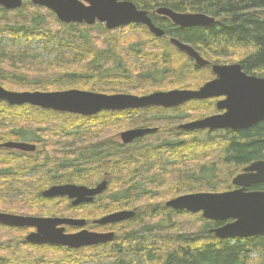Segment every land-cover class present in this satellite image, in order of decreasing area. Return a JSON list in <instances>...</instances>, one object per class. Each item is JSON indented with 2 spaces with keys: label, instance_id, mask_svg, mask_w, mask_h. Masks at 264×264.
I'll list each match as a JSON object with an SVG mask.
<instances>
[{
  "label": "trees",
  "instance_id": "16d2710c",
  "mask_svg": "<svg viewBox=\"0 0 264 264\" xmlns=\"http://www.w3.org/2000/svg\"><path fill=\"white\" fill-rule=\"evenodd\" d=\"M130 1L152 15L155 26L165 31L164 38L157 39L145 27L135 26L136 29L116 32L99 24H60L59 29H52L44 18L27 12L28 3L16 11L0 8L4 20L1 36L24 40L26 44L33 39L44 40V50L54 45L58 55L53 62L38 61V56H32V63L25 65L21 52L10 53L0 46V86L106 95L126 94L132 88L137 96H143L170 86L167 84L197 90L212 80L210 68H197L193 60L171 45L170 37L190 45L211 64L233 65L236 60L234 64H239L247 75L264 78V0ZM159 8L204 14L215 18L216 23L207 28L179 29L154 14ZM127 31L134 37H127ZM204 72V79L196 77ZM190 104L170 111L174 117L155 113L159 109L148 111L153 116L150 125H156L164 134L162 144L123 146L107 139L93 142L96 134L116 127V115L85 118L0 102V212L63 217L73 207L58 210L51 206L62 200L42 197L46 183L60 181L93 187L102 179L109 180L104 198L88 206L101 208L104 215L131 208L136 212L135 218L127 222L136 227L116 235L111 244L69 250L34 246L25 240H0V264H138L137 259H142L143 264H249L254 253L259 255L258 264H264L263 237L219 240L212 230L223 224L200 216L196 231L167 237L166 228L174 227L176 219L192 215L168 210L165 205L150 204L142 211L136 205L154 203L162 196L171 200L195 193L232 191V181L243 167L264 161V122L237 132L184 131L180 127L187 120L215 113L214 104ZM193 105L199 108L193 109ZM158 121L163 122L157 124ZM14 139L40 146L47 143L50 148L44 154L37 151L27 158V165L17 167L36 180L24 183L28 186L20 192L10 191L14 174L5 167L13 150L1 148ZM55 170L58 175L50 176ZM252 190L264 192V185ZM160 218L168 221H159Z\"/></svg>",
  "mask_w": 264,
  "mask_h": 264
},
{
  "label": "water",
  "instance_id": "95a60500",
  "mask_svg": "<svg viewBox=\"0 0 264 264\" xmlns=\"http://www.w3.org/2000/svg\"><path fill=\"white\" fill-rule=\"evenodd\" d=\"M36 7L53 12L65 24L105 25L108 31L137 25L146 27L157 39L165 32L156 27L149 12L140 10L130 0H31ZM23 0H0V8L7 11L20 10ZM157 16L166 18L182 29L207 28L216 19L204 14H182L167 8L156 10ZM170 43L179 52L194 60L196 67L210 66L216 77L197 91L173 90L155 92L144 97L133 95H106L82 90L62 92H14L0 86V102L12 107L31 106L44 111L70 114L85 118L95 117L107 111H125L148 107L177 108L192 101L224 98L218 103V110L225 111L202 121L183 125L184 131L247 130L264 122V78L247 75L239 64L211 65L190 45L177 39ZM151 130H133L121 135L125 144L151 133ZM1 148L34 153L36 146L27 143H5ZM232 185L236 190L225 193H199L180 196L167 202L166 207L174 211L190 214L202 213L203 219L214 223L228 224L212 230L219 240H246L264 238V192H248L253 186L264 185V161L252 163L237 175ZM107 182L96 188L82 186H55L43 194L45 199L68 198L73 206L93 203L96 196L107 190ZM135 212L122 211L95 222L99 226H110L131 221ZM86 221L75 219H44L0 214V225L12 228H32L35 233L28 235L26 242L36 246L63 247L79 250L112 243L115 233H94L82 230L76 234H66L61 226L84 228Z\"/></svg>",
  "mask_w": 264,
  "mask_h": 264
},
{
  "label": "flooded vegetation",
  "instance_id": "af4514ba",
  "mask_svg": "<svg viewBox=\"0 0 264 264\" xmlns=\"http://www.w3.org/2000/svg\"><path fill=\"white\" fill-rule=\"evenodd\" d=\"M156 12V11H155ZM155 12H154V14H155ZM150 14V13H149ZM156 15V14H155ZM151 16L152 15H150V18H151ZM157 16V15H156ZM176 27V26H175ZM130 28H133V26H125V27H122V28H119L118 30H120V29H123V30H126V29H130ZM177 28H179V27H177ZM133 29H136V28H133ZM147 29V28H146ZM161 29V28H160ZM179 29H182V28H179ZM192 29V28H191ZM148 30V29H147ZM117 31V30H116ZM149 31V30H148ZM164 31V30H163ZM112 32V31H111ZM165 32V31H164ZM150 33V32H149ZM151 34V33H150ZM152 35V34H151ZM166 36V35H165ZM164 36V37H165ZM129 37V36H128ZM155 37V36H154ZM163 37V38H164ZM162 39V38H161ZM169 39V42H170V39H172V37H170V38H168ZM174 39H176V38H174ZM178 40V39H177ZM181 53V52H180ZM184 54V53H183ZM185 55V54H184ZM189 58V57H188ZM190 59V58H189ZM192 60V59H191ZM194 61V60H193ZM195 63V62H194ZM196 65V64H195ZM212 65H214V64H212ZM198 68V67H197ZM208 68H210V70H211V67L210 66H208ZM200 69V68H199ZM212 71V70H211ZM216 77L214 76L213 77V79L212 80H210V81H213L214 79H215ZM210 81H208V82H210ZM197 90H199V89H197ZM197 90H191V91H197ZM157 92V91H156ZM153 93H155V92H152V93H149V94H146V95H143V96H137V97H144V96H148V95H151V94H153ZM112 95H123V94H112ZM124 95H128V94H124ZM135 96V95H134ZM224 98H213V99H208V100H203V101H192V102H190V103H195V102H208V103H210V104H214V106H215V113L213 114V115H211V116H214V115H220V114H223V113H225V111H220V110H218V103L221 101V100H223ZM185 104V105H182V106H180V107H177V108H171V109H165V108H162V107H148V108H141V109H133V110H125V111H107V112H103V113H101L100 115H102V114H105V113H109V115H116V118H115V124H116V126H117V129H121V130H123V131H121V132H118L117 134H115L114 136H112V137H109V138H112L113 139V141H115V142H117V143H119L120 145H123V146H129V145H133V144H156V145H158V144H162V139H163V137H164V134L163 133H161V130H160V128L159 127H157L156 125H150V119H153L152 117L153 116H151L150 114H149V112L148 111H150V110H152V109H159V110H157L155 113H157V114H159V115H161V114H165L166 116H169V117H174L172 114H169L170 113V111H172V110H174V109H179V108H183V107H185V106H188V105H192V104ZM192 108L193 109H195V108H199L198 106H192ZM163 112H165V113H163ZM100 115H98V116H96V117H99ZM146 116V118H144L143 119V117H145ZM211 116H208V117H205V118H201V119H197V120H192V119H189V120H187L183 125H187V124H189V123H193V122H196V121H202V120H204V119H206V118H209V117H211ZM146 119V120H145ZM142 120V121H141ZM141 121V122H140ZM144 121H147V123L146 122H144ZM161 122H163V121H158V123L157 124H159V123H161ZM144 123V124H143ZM182 125V126H183ZM181 126V127H182ZM180 127V128H181ZM182 129V128H181ZM133 130H151V131H153V132H151V133H148V134H146V135H144L143 137H141V138H138V139H135L133 142H131V143H129V144H125L124 142H123V140H122V137H121V135L123 134V133H125V132H128V131H133ZM226 131H234V130H222V131H210V130H204V131H200V132H205V133H213V134H215V133H218V132H226ZM237 131H240V130H237ZM237 131H234V132H237ZM195 132V131H194ZM196 132H198V131H196ZM5 143H27V142H23V141H19V140H17V139H14V140H10V141H7V142H5ZM4 144V143H3ZM27 144H30V145H34V146H36V151L34 152V153H24V152H21V151H19L18 152V150H13V152H12V154H10L9 156H8V161H6L5 162V167H8V170L9 169H11V170H13V174H14V177L12 178V181H10V183H9V185H10V191H12V192H20L21 190H23V189H26L27 188V186H28V184L25 186V184L24 183H28V180H30V182L31 181H34V179H30V178H33V176H30V175H28V173L29 172H26V173H21V172H19L20 170H22L20 167H22L23 165H27L26 163H25V161L27 160V158H29L31 155H34L37 151L38 152H44V147H47V149H50L49 147H48V144L47 143H45V144H41V146L40 145H38V144H35V143H31V142H28ZM12 151V150H11ZM14 151H17V152H15L14 153ZM250 165V164H249ZM249 165H247V166H245V167H243L242 168V172L241 173H243V170L246 168V167H248ZM18 166H20L19 167V169H17V167ZM14 169H17V170H14ZM12 175V174H11ZM11 175H10V177H11ZM39 178H41V177H39ZM41 179H43V178H41ZM36 181V180H35ZM35 181L34 182H32V184L33 183H35ZM45 180H40L39 182L41 183V184H44L45 182H44ZM103 182H109V180L108 179H102V180H100L95 186H93V187H89V186H85V185H78V184H76V183H61L60 181L59 182H57L56 181V184H55V182H53L52 184L51 183H46L44 186H46L45 187V189H43L42 188V190H41V194H42V197H43V194L46 192V191H48L49 189H51V188H53V187H55V186H66V185H75V186H82V187H86V188H88V189H93V188H96L98 185H100L101 183H103ZM23 186H22V185ZM254 187H256V186H253V187H251V188H249L247 191L248 192H260V191H255V190H252ZM108 189V188H107ZM233 190H236V188H234ZM232 190V191H233ZM106 192H104L102 195H100V196H96L95 197V199H94V202H93V204H95V203H97V202H99V200H100V198H104L103 197V195L105 194ZM57 199H61L62 201H58ZM48 200H54V201H56L55 203H62V204H67V205H69V207H73L72 208V210H71V212H70V214H68V216L67 217H65V216H63V217H59V216H53V215H50V216H43V217H36V216H26V215H19V214H13V213H4V212H0V214H10V215H18V216H24V217H35V218H44V219H55V218H59V219H75V220H84V221H86V226L84 227V228H76V227H69V226H61V227H63L64 229H65V233L66 234H76V233H78V232H80V231H82V230H87V227H89V223H88V221L86 220V219H84V218H79V217H77V215H78V213H81L85 208H88L89 206L88 205H91V204H82V205H80V206H73V201L72 200H69L68 198H56V199H48ZM171 200H173V199H171ZM171 200H168L167 202H169V201H171ZM167 202L165 203V207H166V204H167ZM53 203V202H52ZM167 208V207H166ZM169 210H171V211H174V210H172V209H170V208H168ZM122 211H132V210H129V209H123V210H119V211H117V212H122ZM174 212H177V213H181V214H183V213H185L186 215L187 214H189V213H187V212H185V211H183V212H181V211H174ZM115 213V212H114ZM77 214V215H76ZM136 214V213H135ZM75 215V216H74ZM189 215H192V216H194L193 214H189ZM195 216H200V217H202L203 218V216H202V213H199V214H196ZM104 217H106V216H104ZM103 217V218H104ZM102 219V218H101ZM98 220H100V219H97L96 221H98ZM96 221H94V223L96 222ZM125 223H127V222H125ZM125 223H122V224H125ZM0 229L2 230V231H9L10 233L12 232V231H20V232H25V231H28L29 233H28V235H30V234H32V233H35L36 232V229H32V228H12V227H7V226H3V225H0ZM104 229H109L108 227H105ZM70 231V232H69ZM88 231V230H87ZM89 232H92V231H89ZM94 233H107V232H94ZM109 233V232H108ZM27 235V236H28ZM27 236H25L24 237V240L27 238ZM7 238V239H6ZM13 239H18V240H22L23 239V237L22 238H20V236L19 237H11V238H8V237H0V240H13ZM228 241H230V240H228ZM235 241H237V240H235ZM233 242V241H232Z\"/></svg>",
  "mask_w": 264,
  "mask_h": 264
},
{
  "label": "rangeland",
  "instance_id": "374dc122",
  "mask_svg": "<svg viewBox=\"0 0 264 264\" xmlns=\"http://www.w3.org/2000/svg\"><path fill=\"white\" fill-rule=\"evenodd\" d=\"M23 1H24V4L28 3L27 12H29V13L32 12L37 17L44 18L47 21L49 28L59 29V25L63 24L57 19L55 14L53 12H51L50 10L43 8V7L34 6L31 3V0H23ZM27 12H25V13H27ZM50 13H52L55 18ZM151 13H153V12H151ZM3 24H4V20L2 19L1 14H0V25H3ZM28 24H29V22H28ZM99 25H101V24H99ZM102 26L105 28L104 25H102ZM130 26L136 27L137 25H130ZM137 27H143V26H137ZM126 30H129V29H126ZM112 32H116V30L112 31ZM126 36L127 37L129 36L130 38L134 37V35L132 34L131 31H127ZM25 42L26 41H24V40L18 41L17 39H13V38L10 39V38H8L7 35H2V36L0 35V46H1V48L6 49L7 52H10V53H15L17 51L21 52L22 56H23V58H21V60H23L25 62L24 63L25 65H30L32 63V56H38V61H42V62H53L58 57V55L56 54L57 49L54 45L48 46V50L47 49L44 50V48H45L44 40L33 39L32 41H30L29 44H26ZM234 61H236V60H234ZM234 61H232V64L235 63ZM211 73H212V71H211ZM205 74H206V72H204V74L198 73V74H196V77H201L204 79ZM167 85H170V86L159 89V92H165L168 90L171 91V89H173V90H190V89H178V88H181V86L175 85V84H167ZM3 87H5L6 89H8L10 91H15V92L37 91L36 89H28L26 87L25 88H20V87L12 88V87H8V86H3ZM166 88H168V89H166ZM135 90L136 89H132V88L128 89L126 94L137 96L138 92ZM39 91H41V90H39ZM187 104H189V103H187ZM121 131H123V130L117 129V126H116V127H114L113 130H108V131H104L101 134H96V136L93 137V142H98V141L103 140V139L104 140L107 139L108 141H113V139L109 138V137H112ZM43 150L44 151H50L49 149H43ZM41 154H44V152H42ZM59 173H61V172L59 171ZM55 175H58L56 173V170L54 172L50 173V176H55ZM56 177H58V176H56ZM168 200H169L168 197L165 198V196H162V198L156 200V202H154V203H149L148 201H145L146 203L141 202V203H138L136 205H138L137 207H139V209L142 211L145 207H147V205H150V204L160 205L161 207H164L165 203ZM51 206H53L54 208H57L58 210H62L63 208L66 209L67 204L66 203L65 204L52 203ZM133 209L134 208H131L130 210H133ZM19 215H21V214H19ZM22 215L35 216V215H30V214L29 215L28 214H22ZM57 216H59V215H57ZM64 216L67 217L68 215H64ZM104 216H107V215H104L101 208H98L95 206H92V207L89 206L88 208H85L81 213H78V215H77V217L84 218L88 221L89 227H87V230L92 231V232H98V231L99 232H107V233L108 232H114L115 235L120 236V234L125 233V232L129 231L130 229L136 227V226L129 225V224L125 223V224H119L116 227H113V226L109 227L108 226L109 229H99V228L96 229L94 226H98V225H96L94 223V221H96L97 219H101ZM36 217H43V216H36ZM198 217L199 216H195V215L194 216H185V217H181L179 219H176V220H178L176 223L173 221H170V224L175 223L174 224L175 226L174 227L171 226L169 228H166V229H168V231H167L168 234L166 236L167 237H175V236L180 235L181 232H184L183 233L184 235L191 234L192 232L196 231L200 227ZM161 220L163 221L164 219L160 218L159 221H161ZM164 221L167 222L168 220L166 221V219H165ZM103 228H105V227H103ZM28 233H29L28 231H25V232L12 231L10 233L9 231H2L0 229V237L11 238V237H19L20 236V238L23 237L22 240H24V237L27 236ZM13 241H18V239H13ZM258 256H259L258 254H255V253L252 254L250 256L249 264H251V262H252V264H258L259 263ZM133 260L136 261L135 259H133ZM137 262H138V264H143L142 259H137Z\"/></svg>",
  "mask_w": 264,
  "mask_h": 264
},
{
  "label": "bare ground",
  "instance_id": "6f19581e",
  "mask_svg": "<svg viewBox=\"0 0 264 264\" xmlns=\"http://www.w3.org/2000/svg\"><path fill=\"white\" fill-rule=\"evenodd\" d=\"M22 11V10H21ZM25 11V10H24ZM54 16V15H53ZM56 16V15H55ZM137 27V26H136ZM143 29V28H142ZM136 41V40H135ZM148 43V42H147ZM152 47V46H151ZM151 49V48H150ZM152 50V49H151ZM154 146H156V145H154ZM210 146V145H209ZM207 147V146H206ZM152 150V149H151ZM154 151V150H153ZM192 151V150H191ZM205 151V150H204ZM217 151H219V150H217ZM213 152V151H212ZM211 152V153H212ZM154 153V152H153ZM214 153H216L217 154V152H214ZM190 154V153H189ZM190 156V155H189ZM191 158H189V160H190ZM192 161V160H191ZM192 162H194V161H192ZM195 162H197V161H195ZM253 162V161H252ZM201 188V187H200ZM219 193V192H218ZM221 193V192H220ZM146 203V202H145ZM169 210V209H168ZM202 218V217H201ZM158 245V244H157Z\"/></svg>",
  "mask_w": 264,
  "mask_h": 264
}]
</instances>
